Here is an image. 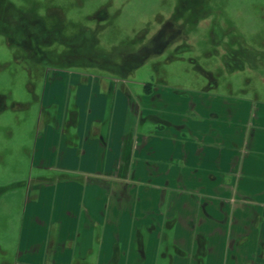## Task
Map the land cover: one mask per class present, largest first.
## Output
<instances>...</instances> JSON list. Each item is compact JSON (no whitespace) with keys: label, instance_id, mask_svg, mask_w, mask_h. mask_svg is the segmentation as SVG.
I'll use <instances>...</instances> for the list:
<instances>
[{"label":"crops","instance_id":"0c3cea01","mask_svg":"<svg viewBox=\"0 0 264 264\" xmlns=\"http://www.w3.org/2000/svg\"><path fill=\"white\" fill-rule=\"evenodd\" d=\"M75 81V104L90 88L81 84L97 86L72 128L76 146L64 124L44 128L70 181L33 179L42 183L27 189L11 264H264V101L201 91L169 118L157 88L134 95L107 74Z\"/></svg>","mask_w":264,"mask_h":264},{"label":"rangeland","instance_id":"374dc122","mask_svg":"<svg viewBox=\"0 0 264 264\" xmlns=\"http://www.w3.org/2000/svg\"><path fill=\"white\" fill-rule=\"evenodd\" d=\"M169 21L182 32L171 42L157 37ZM90 74L134 95L150 84L170 102L156 103L169 118L183 114L186 94L201 91L264 101V0H0V264H11L22 237L27 189L42 183L33 179L70 181L54 170L62 165L44 141L57 137H44V128L64 124L76 146L72 128L97 86L81 84L90 88L75 104V80ZM106 88L96 91L108 112Z\"/></svg>","mask_w":264,"mask_h":264},{"label":"flooded vegetation","instance_id":"af4514ba","mask_svg":"<svg viewBox=\"0 0 264 264\" xmlns=\"http://www.w3.org/2000/svg\"><path fill=\"white\" fill-rule=\"evenodd\" d=\"M172 18H174V17H172ZM170 23H171V21H169V25H166L163 27V29H160L159 34L157 35V37L164 36L167 42H171L172 40L174 41L177 36H179V37L182 36L181 30L176 26H172V24H170ZM172 33H174V34H172Z\"/></svg>","mask_w":264,"mask_h":264},{"label":"trees","instance_id":"16d2710c","mask_svg":"<svg viewBox=\"0 0 264 264\" xmlns=\"http://www.w3.org/2000/svg\"><path fill=\"white\" fill-rule=\"evenodd\" d=\"M145 90H146V92H150V84L145 85Z\"/></svg>","mask_w":264,"mask_h":264}]
</instances>
